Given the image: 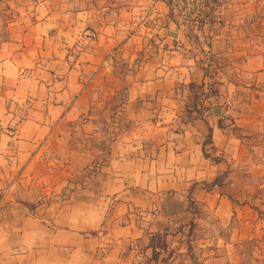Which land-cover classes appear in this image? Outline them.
Returning a JSON list of instances; mask_svg holds the SVG:
<instances>
[{"label":"crops","instance_id":"0c3cea01","mask_svg":"<svg viewBox=\"0 0 264 264\" xmlns=\"http://www.w3.org/2000/svg\"><path fill=\"white\" fill-rule=\"evenodd\" d=\"M0 264H264V0H0Z\"/></svg>","mask_w":264,"mask_h":264},{"label":"built area","instance_id":"2783aa9c","mask_svg":"<svg viewBox=\"0 0 264 264\" xmlns=\"http://www.w3.org/2000/svg\"><path fill=\"white\" fill-rule=\"evenodd\" d=\"M173 13L179 22L187 26L189 22L199 18L207 9L208 0H168ZM158 18L154 9L145 10L136 19L138 28H157ZM182 46L177 45L176 51H182Z\"/></svg>","mask_w":264,"mask_h":264},{"label":"rangeland","instance_id":"374dc122","mask_svg":"<svg viewBox=\"0 0 264 264\" xmlns=\"http://www.w3.org/2000/svg\"><path fill=\"white\" fill-rule=\"evenodd\" d=\"M194 241H195V239H190V238L180 239V240H178L176 242L177 243L176 247L177 246L178 247L179 246L180 247L184 246L185 250L187 251L186 254L188 255V253H189V255L192 257L193 256L192 254H193V251H194Z\"/></svg>","mask_w":264,"mask_h":264},{"label":"trees","instance_id":"16d2710c","mask_svg":"<svg viewBox=\"0 0 264 264\" xmlns=\"http://www.w3.org/2000/svg\"><path fill=\"white\" fill-rule=\"evenodd\" d=\"M190 208H192V209L194 208V203L191 202ZM154 241L157 242L158 247H160V248H165L166 247L164 241L160 237H157Z\"/></svg>","mask_w":264,"mask_h":264}]
</instances>
